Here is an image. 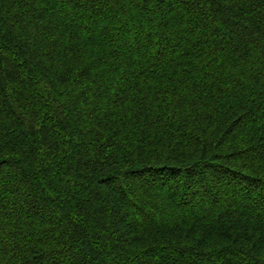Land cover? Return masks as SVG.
Listing matches in <instances>:
<instances>
[{
  "label": "trees",
  "instance_id": "16d2710c",
  "mask_svg": "<svg viewBox=\"0 0 264 264\" xmlns=\"http://www.w3.org/2000/svg\"><path fill=\"white\" fill-rule=\"evenodd\" d=\"M0 264H264V0H0Z\"/></svg>",
  "mask_w": 264,
  "mask_h": 264
}]
</instances>
